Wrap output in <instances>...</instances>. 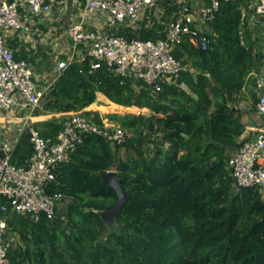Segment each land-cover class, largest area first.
Segmentation results:
<instances>
[{
    "label": "trees",
    "instance_id": "16d2710c",
    "mask_svg": "<svg viewBox=\"0 0 264 264\" xmlns=\"http://www.w3.org/2000/svg\"><path fill=\"white\" fill-rule=\"evenodd\" d=\"M219 1L211 30H205L208 49L189 38L175 47L198 60L196 73L181 75L187 87L142 89L132 79L122 83L106 65L91 72L88 60L76 59L63 71L44 99L45 111L82 110L103 125L99 111L85 110L103 92L114 103L152 113L108 114L126 129L122 144L96 133L84 137L59 172L61 223L8 218L23 241L11 249V264H264V191L237 190L225 160L243 132L235 126L236 105L244 88H256L264 66L261 36L254 38L246 15L249 0ZM252 96L257 104L256 92ZM138 128L158 139L134 145L128 131ZM124 146L125 158L119 154ZM111 169L131 195L113 229L99 214L117 199L101 177Z\"/></svg>",
    "mask_w": 264,
    "mask_h": 264
},
{
    "label": "built area",
    "instance_id": "2783aa9c",
    "mask_svg": "<svg viewBox=\"0 0 264 264\" xmlns=\"http://www.w3.org/2000/svg\"><path fill=\"white\" fill-rule=\"evenodd\" d=\"M54 0H13L0 5V112L7 118L17 117L23 110L43 104L47 90L37 85L34 72L27 60L15 56L6 43L8 31L30 30L20 12L28 5L34 12L48 11ZM159 0H86L88 15L103 13L109 25L138 18ZM253 18L261 23V51L264 59V0H252ZM219 0H194L185 4L170 20L163 39H128L104 28L86 29L81 21H73L68 35L75 46L84 45L80 60L89 61L90 71L103 65L119 76L121 82L132 79L140 88L160 91L164 85L179 84L185 63L176 56L175 47L187 38L195 46L208 49L211 38L206 34L219 10ZM58 62L55 72L61 76L74 61ZM257 82V110L264 118V74ZM25 128L33 146L27 165H17L12 157V143L0 144V264H11L10 251L15 246L8 225L13 214H22L34 221L43 217L57 218L65 205V195L57 188L61 167L89 133L106 137L112 144H122L127 139L126 129L117 125L98 124L82 113L73 110L67 114L55 140L47 138L42 130L29 122ZM23 128V129H25ZM23 130L22 127L19 128ZM18 138L15 139V142ZM227 166L237 190L257 186L264 191V130L247 136L228 159Z\"/></svg>",
    "mask_w": 264,
    "mask_h": 264
},
{
    "label": "crops",
    "instance_id": "0c3cea01",
    "mask_svg": "<svg viewBox=\"0 0 264 264\" xmlns=\"http://www.w3.org/2000/svg\"><path fill=\"white\" fill-rule=\"evenodd\" d=\"M11 1L13 0H0V5ZM251 1L247 2L248 7L245 11L246 15L249 14L250 25L252 26V22L257 21L253 18ZM193 2L194 0H159L155 5L147 8L138 18L113 25L107 23L106 14L88 15L85 12L86 0H54L50 10L42 12H34L30 6L22 5L20 7L21 16L30 25V30L27 32L10 30L6 33L5 39L6 43L14 50L17 58L27 60L30 63L35 82L39 87L46 89L48 94L55 87L60 77L55 72L58 62L69 61L72 58L80 59L85 53L84 45L75 46L68 35V27L73 21H81L86 29L104 28L128 39L157 40L166 37L173 16L185 4H192ZM205 30L210 31V25L205 26ZM174 52L187 66L186 71L196 73L199 70L197 58L189 56L185 49L176 48ZM263 74L264 66L257 76L261 77L260 75ZM174 85L187 87L181 78L180 83ZM253 92L257 94V89L252 84L248 88H244L239 104L236 105L240 111V121L235 126L243 129V132L235 139L236 145L228 150L225 156L226 161L236 152L239 143L244 138L255 135L259 130H264V118L259 114L257 105L254 103ZM195 97L197 96L195 95ZM92 104L86 109L99 111L100 114L106 110L124 111L131 107L114 103L103 92ZM98 105L103 106L104 110L96 108ZM119 105L124 108L118 110L121 108ZM137 108L140 109V107ZM143 109L147 110L145 111L147 112L146 115L152 113L150 108ZM64 113L67 112L45 111L43 104L30 110H23L19 116L12 118H7L5 114L0 112V144L11 142L13 161L27 165L33 153V146L25 128L26 124L32 122L42 130L47 138L55 140L68 114ZM109 120L106 119L107 122ZM209 120V116L204 119L205 122ZM21 127L25 129L20 130ZM16 138L18 140L15 142ZM149 145L151 146L152 143ZM227 170L230 181L234 183L230 169Z\"/></svg>",
    "mask_w": 264,
    "mask_h": 264
},
{
    "label": "rangeland",
    "instance_id": "374dc122",
    "mask_svg": "<svg viewBox=\"0 0 264 264\" xmlns=\"http://www.w3.org/2000/svg\"><path fill=\"white\" fill-rule=\"evenodd\" d=\"M254 12V11H253ZM253 28V36L254 38H258L259 36H261L262 34V30L261 28L259 27V25H257V22H252V26H251V29ZM258 28V30L256 29ZM85 110H89V109H85ZM82 111V110H81ZM147 110L143 109V108H140L138 110H133V109H125L124 111H108L106 110L105 112H102L101 116L104 118V120L106 121V119L109 120L108 118V114L110 113H119V114H147V112H145ZM155 116H164L163 114H155ZM107 122V121H106ZM108 123V126H121L124 128V126H122L119 122H115V121H112V120H109ZM111 123V124H110ZM129 138H136V141H134V145H137V146H142V147H146V146H149V144L151 143L152 140L154 139H158V136H155V135H152L150 134L146 129L144 128H138V129H133V130H129ZM139 138V139H138ZM143 138V139H142ZM142 139V143H141V140ZM129 151H127V148L124 146V147H121L120 151H119V154L121 155V157H126L127 156V153ZM15 164L17 165H21L19 164L18 162L16 163V161H14ZM64 210V209H63ZM63 210H61L57 216V218L55 220H53V222H60L63 221L62 219H65L64 215H63ZM11 233L13 234L14 236V244H22L23 245V241L20 239V236L18 234H16L14 231L10 230Z\"/></svg>",
    "mask_w": 264,
    "mask_h": 264
},
{
    "label": "water",
    "instance_id": "95a60500",
    "mask_svg": "<svg viewBox=\"0 0 264 264\" xmlns=\"http://www.w3.org/2000/svg\"><path fill=\"white\" fill-rule=\"evenodd\" d=\"M102 180L112 186L117 192V199L108 205L104 210L99 211L103 221L113 229L119 212L124 208L131 195L127 192L123 185V179L118 176L116 170L111 169L101 175Z\"/></svg>",
    "mask_w": 264,
    "mask_h": 264
},
{
    "label": "bare ground",
    "instance_id": "6f19581e",
    "mask_svg": "<svg viewBox=\"0 0 264 264\" xmlns=\"http://www.w3.org/2000/svg\"><path fill=\"white\" fill-rule=\"evenodd\" d=\"M68 113V112H67ZM67 113H64V114H67Z\"/></svg>",
    "mask_w": 264,
    "mask_h": 264
}]
</instances>
